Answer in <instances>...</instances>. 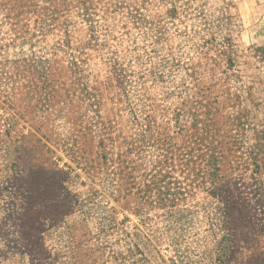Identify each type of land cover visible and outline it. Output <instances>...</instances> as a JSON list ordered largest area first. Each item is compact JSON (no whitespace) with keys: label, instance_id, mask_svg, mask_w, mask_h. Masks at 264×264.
Wrapping results in <instances>:
<instances>
[{"label":"rangeland","instance_id":"rangeland-1","mask_svg":"<svg viewBox=\"0 0 264 264\" xmlns=\"http://www.w3.org/2000/svg\"><path fill=\"white\" fill-rule=\"evenodd\" d=\"M0 264H264V0H0Z\"/></svg>","mask_w":264,"mask_h":264}]
</instances>
